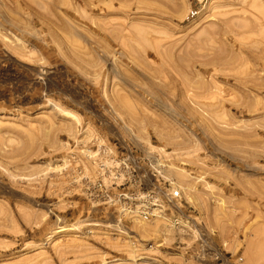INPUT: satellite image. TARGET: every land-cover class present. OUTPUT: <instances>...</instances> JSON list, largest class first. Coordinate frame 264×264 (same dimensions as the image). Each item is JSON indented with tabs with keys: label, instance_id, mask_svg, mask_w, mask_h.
Segmentation results:
<instances>
[{
	"label": "rangeland",
	"instance_id": "rangeland-1",
	"mask_svg": "<svg viewBox=\"0 0 264 264\" xmlns=\"http://www.w3.org/2000/svg\"><path fill=\"white\" fill-rule=\"evenodd\" d=\"M142 151L184 197L148 235L112 186ZM199 237L264 264V0H0V264H201Z\"/></svg>",
	"mask_w": 264,
	"mask_h": 264
},
{
	"label": "built area",
	"instance_id": "built-area-1",
	"mask_svg": "<svg viewBox=\"0 0 264 264\" xmlns=\"http://www.w3.org/2000/svg\"><path fill=\"white\" fill-rule=\"evenodd\" d=\"M108 154L103 146L97 148L95 153L89 151L97 179H84L90 196L101 203L112 200L110 190L105 184V180L111 178V169L105 160ZM162 161L159 155L153 153H123L112 179L116 181L112 186L119 191L115 203L120 205L123 213L138 216L146 223L164 216L178 225L179 209L184 197L181 189L176 187L175 180L165 175ZM127 189L131 191L127 192ZM198 241L196 247H193L194 244L182 243L177 246V250L185 249L201 264H239L243 261L241 257L227 256L218 245L206 238L199 237L196 239Z\"/></svg>",
	"mask_w": 264,
	"mask_h": 264
},
{
	"label": "bare ground",
	"instance_id": "bare-ground-1",
	"mask_svg": "<svg viewBox=\"0 0 264 264\" xmlns=\"http://www.w3.org/2000/svg\"><path fill=\"white\" fill-rule=\"evenodd\" d=\"M66 115L67 116H70L71 118H75L76 119V117H75V115L74 114H72V113H70V112H66ZM85 151H87V149H85ZM84 151V152H85ZM83 152V153H84ZM82 153V154H83ZM87 153V155H88V151L86 152ZM85 154V153H84ZM83 154V155H84ZM90 155H88V157H89ZM84 157L86 158V154L84 155ZM91 161V160H90ZM108 164H110V163H108ZM128 215V214H127ZM129 217H132V216H134V215H128ZM133 220H134V222H136L137 224H139V225H137L136 223V227L137 228H139L138 230H141L142 232H144V233H147L146 235H148V233H150V232H152V233H154L153 231H149L146 227V224H148V223H146L145 221H142L138 216H134L133 218H132ZM131 219V220H132ZM159 220H167V219H165V217L163 216V217H161V219H159ZM180 223H183L182 222V220L180 221ZM114 225H116V223L114 224ZM113 226V225H112ZM116 226H118V225H116ZM118 227H120V226H118ZM250 227V226H249ZM251 228V227H250ZM252 229V228H251ZM246 231H247V229H246ZM252 231V230H251ZM163 244V243H162ZM157 245V244H156ZM159 245H161V244H159ZM157 247H158V245H157ZM155 248H156V246H155ZM158 249V248H157ZM156 262V261H155Z\"/></svg>",
	"mask_w": 264,
	"mask_h": 264
}]
</instances>
